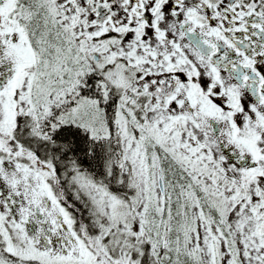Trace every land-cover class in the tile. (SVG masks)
Returning <instances> with one entry per match:
<instances>
[{"label":"snow or ice","instance_id":"1","mask_svg":"<svg viewBox=\"0 0 264 264\" xmlns=\"http://www.w3.org/2000/svg\"><path fill=\"white\" fill-rule=\"evenodd\" d=\"M0 264H264V0H0Z\"/></svg>","mask_w":264,"mask_h":264}]
</instances>
